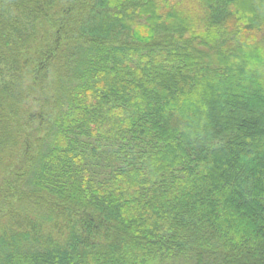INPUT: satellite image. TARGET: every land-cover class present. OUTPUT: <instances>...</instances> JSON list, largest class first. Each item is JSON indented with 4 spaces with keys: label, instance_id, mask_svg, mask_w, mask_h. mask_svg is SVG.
<instances>
[{
    "label": "trees",
    "instance_id": "obj_1",
    "mask_svg": "<svg viewBox=\"0 0 264 264\" xmlns=\"http://www.w3.org/2000/svg\"><path fill=\"white\" fill-rule=\"evenodd\" d=\"M0 264H264V0H0Z\"/></svg>",
    "mask_w": 264,
    "mask_h": 264
}]
</instances>
